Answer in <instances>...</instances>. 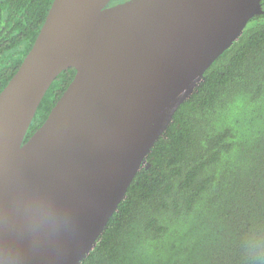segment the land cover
<instances>
[{"label":"water","instance_id":"water-1","mask_svg":"<svg viewBox=\"0 0 264 264\" xmlns=\"http://www.w3.org/2000/svg\"><path fill=\"white\" fill-rule=\"evenodd\" d=\"M110 1L53 0L0 93V264H80L177 109L264 14L262 0Z\"/></svg>","mask_w":264,"mask_h":264},{"label":"trees","instance_id":"trees-1","mask_svg":"<svg viewBox=\"0 0 264 264\" xmlns=\"http://www.w3.org/2000/svg\"><path fill=\"white\" fill-rule=\"evenodd\" d=\"M52 2L0 0V93ZM75 73L53 81L23 143ZM146 161L80 264H264V14L205 71Z\"/></svg>","mask_w":264,"mask_h":264}]
</instances>
